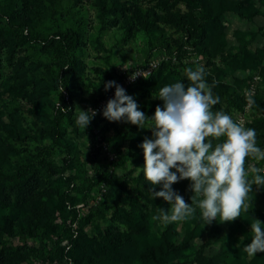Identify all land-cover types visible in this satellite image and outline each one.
Here are the masks:
<instances>
[{
	"label": "rangeland",
	"instance_id": "374dc122",
	"mask_svg": "<svg viewBox=\"0 0 264 264\" xmlns=\"http://www.w3.org/2000/svg\"><path fill=\"white\" fill-rule=\"evenodd\" d=\"M56 1L0 0V264H264L243 251L251 221L264 223V188L233 222L205 224L199 209L154 220L169 205L143 177L149 125L102 115L108 81L150 118L159 89L202 65L213 111L254 128L264 149V0ZM77 107L96 110L85 130ZM190 183L172 185L186 203Z\"/></svg>",
	"mask_w": 264,
	"mask_h": 264
},
{
	"label": "clouds",
	"instance_id": "9594fccd",
	"mask_svg": "<svg viewBox=\"0 0 264 264\" xmlns=\"http://www.w3.org/2000/svg\"><path fill=\"white\" fill-rule=\"evenodd\" d=\"M188 83L177 81L159 89L156 95L163 101L152 117L139 110L134 98L115 81L105 83V91L115 87L102 115L109 122H128L139 128L149 126L152 137H145L140 147L144 153L143 177L148 181L153 200L162 198L168 208L159 207L154 220L164 224L184 222L200 210L205 224L217 220L233 222L253 207V185L264 188V168L249 164L264 161V149L258 146V133L234 120L224 111H213L220 102L213 93L216 85L206 81L205 68L199 65L184 69ZM140 74H132L135 80ZM147 79L146 77H144ZM63 92V91H62ZM254 93H247V108L256 106ZM60 105V104H59ZM75 124L85 130L96 110L76 108ZM190 180L191 203L172 185ZM161 187L155 191V186ZM252 240L244 246L248 256L264 253V223L251 221Z\"/></svg>",
	"mask_w": 264,
	"mask_h": 264
},
{
	"label": "built area",
	"instance_id": "2783aa9c",
	"mask_svg": "<svg viewBox=\"0 0 264 264\" xmlns=\"http://www.w3.org/2000/svg\"><path fill=\"white\" fill-rule=\"evenodd\" d=\"M149 72H150V70H149ZM119 85L122 86L124 89L126 88V87H125L126 85H124V82H123V83H122V82L119 83ZM112 95H113V94H112Z\"/></svg>",
	"mask_w": 264,
	"mask_h": 264
},
{
	"label": "trees",
	"instance_id": "16d2710c",
	"mask_svg": "<svg viewBox=\"0 0 264 264\" xmlns=\"http://www.w3.org/2000/svg\"><path fill=\"white\" fill-rule=\"evenodd\" d=\"M54 3H56L57 1L56 0H53Z\"/></svg>",
	"mask_w": 264,
	"mask_h": 264
}]
</instances>
